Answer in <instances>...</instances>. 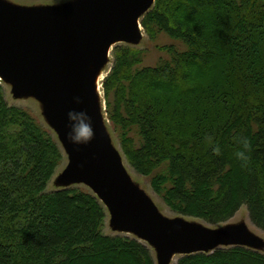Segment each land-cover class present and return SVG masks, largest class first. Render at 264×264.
I'll return each mask as SVG.
<instances>
[{
	"label": "trees",
	"instance_id": "1",
	"mask_svg": "<svg viewBox=\"0 0 264 264\" xmlns=\"http://www.w3.org/2000/svg\"><path fill=\"white\" fill-rule=\"evenodd\" d=\"M142 26L151 42L180 44H156L154 66L143 65L148 49L113 50L103 91L125 158L178 214L219 224L246 206L264 231V0H156ZM242 137L247 168L235 156ZM62 159L0 83V264H155L137 239L103 233L91 191H47ZM175 264H264V253L234 246Z\"/></svg>",
	"mask_w": 264,
	"mask_h": 264
},
{
	"label": "water",
	"instance_id": "2",
	"mask_svg": "<svg viewBox=\"0 0 264 264\" xmlns=\"http://www.w3.org/2000/svg\"><path fill=\"white\" fill-rule=\"evenodd\" d=\"M155 1L74 0L62 7L27 8L0 0V78L15 96H33L44 105L68 155L60 182L88 186L109 211L114 230L155 247L156 264H170L173 254L258 246L245 225L211 229L164 215L133 182L112 143L98 77L112 46L137 39L141 18ZM71 109L86 110L93 118L95 137L87 145L66 139Z\"/></svg>",
	"mask_w": 264,
	"mask_h": 264
},
{
	"label": "rangeland",
	"instance_id": "3",
	"mask_svg": "<svg viewBox=\"0 0 264 264\" xmlns=\"http://www.w3.org/2000/svg\"><path fill=\"white\" fill-rule=\"evenodd\" d=\"M5 1H7L13 5L31 8V7H44V6L62 7L68 3H71L74 0H61V2L55 6H53L54 0H5ZM117 44H126V45L134 47L136 49H148L149 52H148L147 56L145 57L143 65L154 66V65H156L158 58L161 54V52L155 48L156 44L164 45V44H180V43L176 40L170 39L166 35L160 36L156 42H151L149 40V37L146 34V32L144 30H141L139 33V36L137 37V39L134 42L122 41V42H119ZM117 44H115L112 47V49ZM113 63H114V58H113V55L111 54L108 62L102 67L101 74H100L101 75V83H103L104 78L111 71ZM1 84L4 87L6 100L9 103V105H15V106H19L21 108H25L30 113H32L39 120V122L44 126V128H46L48 130V132L54 137V139L56 140V142L58 143V145L62 151V155H63L62 162L57 167L53 177L51 178V180L48 184V187H47V191L50 192L53 190L65 189V188H80V189L88 190V188L84 184H80V183L63 184L60 182V176L62 174V171L64 170V168L66 167V165L68 163V155L62 146V143L59 139L58 132L51 125V123L48 121V119L45 115L44 105L37 98H35L33 96H29V95L15 96L13 93V90H12V86L10 84H8L6 82H2ZM99 95H100L101 104H102V106H104V94H103L102 84H101V87L99 90ZM106 118H107V116H106ZM105 125L107 127L108 132L110 133L113 145L118 149L119 152H121L119 140H118L117 135L114 132L113 127H112V125L108 119L106 120ZM123 159H124V163H125L128 171H129V173L131 174L130 177L133 180V182L137 185V187L141 191L145 192L146 195H148L150 197V199L153 200L157 204L160 212H162L163 214H165L166 216H168L170 218H177L178 217L177 215H182V214H178V212L174 211L165 201H163V199L159 195L156 194V192L153 190L148 178L137 173L130 166V164L128 163L127 159L124 156H123ZM185 218L187 219V221L189 220L191 222L198 223L199 225L205 226L207 228H212V229H224L227 227H237L240 225H245L247 227V229L252 233L255 240H257V242L259 244L258 246H257V244L255 246H249V248H251L255 251H259L260 253H264V231L259 229L257 226H255L251 222L246 206H243L232 219H230L226 222H223V223H219V224H210L201 218H195V217H191V216H185ZM103 233L105 235H109V236L121 235V236H129L131 238L137 237V236H133V234L129 233V232H125V231L118 230V229L114 230L111 226V218H110V214L107 210H106V219H105L104 227H103ZM142 243L150 249L153 258L157 261V251H156L155 247L150 245V244L144 243V242H142ZM220 248H225V247H220ZM182 256H183L182 254H173L172 259L170 260V264L177 263V261Z\"/></svg>",
	"mask_w": 264,
	"mask_h": 264
},
{
	"label": "clouds",
	"instance_id": "4",
	"mask_svg": "<svg viewBox=\"0 0 264 264\" xmlns=\"http://www.w3.org/2000/svg\"><path fill=\"white\" fill-rule=\"evenodd\" d=\"M61 0H54V5L60 3ZM77 103L80 102L79 97L76 98ZM66 139L73 145H87L95 137V128L93 126V118L86 110L71 109L67 113ZM217 154L219 153L216 150ZM251 144L247 138L242 137L240 147L235 152L236 159L240 162L242 168L249 167L251 163Z\"/></svg>",
	"mask_w": 264,
	"mask_h": 264
},
{
	"label": "bare ground",
	"instance_id": "5",
	"mask_svg": "<svg viewBox=\"0 0 264 264\" xmlns=\"http://www.w3.org/2000/svg\"><path fill=\"white\" fill-rule=\"evenodd\" d=\"M100 82H101V75H99V77H98V85L100 84ZM99 92V91H98ZM59 184V183H58Z\"/></svg>",
	"mask_w": 264,
	"mask_h": 264
}]
</instances>
